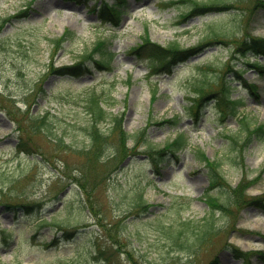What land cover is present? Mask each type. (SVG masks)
I'll return each mask as SVG.
<instances>
[{"label": "rangeland", "instance_id": "rangeland-1", "mask_svg": "<svg viewBox=\"0 0 264 264\" xmlns=\"http://www.w3.org/2000/svg\"><path fill=\"white\" fill-rule=\"evenodd\" d=\"M165 1L125 0L114 24L92 10L94 0H0V264H264V209L242 206L243 198L230 213L216 210L220 228L197 241L213 215L205 196L226 201L229 192L210 184L201 152L219 161L217 170L233 187L254 179L248 197L264 193V137L248 141L241 114L222 118L219 104L227 82L230 98L244 100L240 110L251 127L264 123V68L252 66V51H238L244 37H264V0H218V9L186 18L190 2L164 7ZM209 24L227 35L210 41ZM67 29L72 34L54 47ZM145 33L197 52L149 78V60L131 50ZM99 39L115 53L109 68L87 60L81 75L55 72ZM201 83L211 84L203 86L196 118L189 107ZM92 92L121 114L128 133L146 126L147 134L128 138L126 145L136 147L124 156L111 133L95 166L85 153L92 147L86 101ZM39 114L51 134L32 131L31 115ZM175 116L178 125L161 123ZM111 126V117L100 123L103 131ZM181 130L190 144L157 168L150 155ZM21 137L34 152L19 149ZM142 200L151 204L147 210ZM8 202L35 206L27 212ZM3 230L12 233L7 242Z\"/></svg>", "mask_w": 264, "mask_h": 264}, {"label": "trees", "instance_id": "trees-1", "mask_svg": "<svg viewBox=\"0 0 264 264\" xmlns=\"http://www.w3.org/2000/svg\"><path fill=\"white\" fill-rule=\"evenodd\" d=\"M78 2H89L91 0H76ZM184 1V0H181ZM186 2H190V10L185 13L183 16L191 17L199 14H207L212 10L218 9L217 4L222 2L219 1H198V0H185ZM176 0H169L163 2L164 7H169L173 5ZM93 11H96L99 17L104 21H112L114 24H117L122 17V9H125V0H120L119 2L110 3L107 0H94V3L90 6ZM210 25V24H209ZM70 30H65V32L60 36L56 37L52 40L53 46H58L61 48V44L71 35ZM207 37L209 40H214L216 37L227 35L225 30L221 28V26L210 25V28L207 31ZM132 52H135L139 57H145L148 61V74L147 76L150 78L154 74L170 70L172 64L178 61H184L193 56L197 51V47H182L178 40H174L169 42L167 45H162L156 42H153L150 39V36L145 33L141 36V41L134 46H131ZM239 50H244L245 55L250 50L254 52V54L261 55L264 58V37H251L246 36L243 38L242 43L239 44ZM99 57H96V56ZM82 58H78L76 61L71 63L70 65H62L55 68V72L59 74H72V75H81L88 71L90 68V63H87V60L94 62L99 68H109L111 62L115 57V53L110 50L108 47V42L105 39H99L95 42L93 47L83 53ZM255 67L264 68V62L261 63L259 61L255 62ZM229 67V64H228ZM211 82H217L213 80ZM223 83V80H222ZM210 84V83H209ZM204 83L196 88V99L192 100L191 106L189 110L192 115L196 118L199 117L201 112L200 109V98L204 95ZM253 86V85H252ZM221 89L224 93L223 99L220 101V114L222 118L226 116L229 112L232 114H241V119L243 122V127L248 129L250 135L248 137V141L254 135H259L264 137V123L256 124L254 127H251L250 121H248L247 114L243 115L240 107L244 105L243 99H232L229 96V91L231 89L230 85L226 82L225 85L221 86ZM253 87V91H254ZM153 98H156V93L153 94ZM87 101V110L91 117V124L89 125V131L92 137V147L90 150L86 151V158L90 165L95 166L99 162L100 151L103 147V142L105 138L111 133L115 132L117 136V140L120 143L119 153H123L124 156L130 154L129 150L133 149L136 146L128 147L126 145L128 138H133L137 141L141 135H145L146 126L140 128L135 133H128L123 127V117L121 114H114L109 111V107L104 105L102 95L96 92H92ZM219 101V100H218ZM109 103V102H107ZM111 103V102H110ZM112 118V126L109 127L107 131H103L100 127V123L103 122L106 118ZM31 129L34 133L43 134L45 132L52 133V126L49 124L47 117L45 115H31ZM172 122L174 125L179 124L178 117H171L164 119L161 123ZM147 137V134L145 135ZM145 137H142V141H144ZM190 140L188 135L184 130L179 131L175 137L169 141H167L162 148L155 149V153L151 154L152 161L155 166H159L160 162L165 158H167L168 153L176 154L178 151L186 148L188 146ZM145 143H150V139L147 138ZM18 147L22 151H26L28 153L34 152L32 150L27 138H22L18 143ZM42 154V153H41ZM202 156L206 159V163L209 167L211 174V185H222L224 187L229 188L228 196L226 201H220L218 196H214L212 194H207L205 198L207 199V203L213 211V215L205 217V223L203 224V228H201V232L197 236L198 244L203 243L211 234L215 233L220 227L216 224V217L214 212L216 210L224 211L226 213L231 212L232 205L235 204L238 207H241V198H243L242 206H246L248 204L256 205L264 209V193L254 197H248L246 195V190L248 186L253 182L254 179H246V181H240L236 186H232L226 178L217 170L219 161L217 159H209L204 152L201 153ZM8 207L11 208H19L25 209L27 212H30L32 208L35 206L34 204H27L23 202L17 203H6ZM151 206L150 203L146 202V200H142L140 203V207L142 209H148ZM48 223V221H46ZM49 224V223H48ZM64 232H67V228H63ZM13 231V229L11 230ZM67 234H70L69 231ZM12 233L6 232L3 230L2 239L4 242H7L11 238ZM101 252V250H100ZM243 254H238V257H241Z\"/></svg>", "mask_w": 264, "mask_h": 264}]
</instances>
